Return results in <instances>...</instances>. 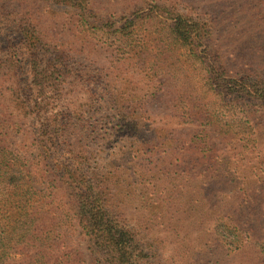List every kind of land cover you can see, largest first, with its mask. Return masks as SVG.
<instances>
[{
  "label": "trees",
  "instance_id": "16d2710c",
  "mask_svg": "<svg viewBox=\"0 0 264 264\" xmlns=\"http://www.w3.org/2000/svg\"><path fill=\"white\" fill-rule=\"evenodd\" d=\"M190 6L0 0V264H264V0Z\"/></svg>",
  "mask_w": 264,
  "mask_h": 264
},
{
  "label": "rangeland",
  "instance_id": "374dc122",
  "mask_svg": "<svg viewBox=\"0 0 264 264\" xmlns=\"http://www.w3.org/2000/svg\"><path fill=\"white\" fill-rule=\"evenodd\" d=\"M190 1H195L196 7H192V6L185 7V11L188 14L195 15V14L200 12L201 15H204L206 13V11L202 10V8H201L202 7V0H190ZM183 62H186V61L183 60ZM189 67H192V66L189 65ZM190 71H193V68H191ZM136 79L140 82L141 87H145V89L150 88L153 93H155L157 90H159L161 87H163L162 86L163 80L158 79V80L152 82L151 84H149V86H147L145 84L146 82L142 79L141 76L137 75ZM158 95H161V93H158ZM0 114H1V112H0ZM174 123L175 124H170L169 127L170 126L177 127L178 123L177 122H174ZM7 145H9V148L11 151L18 154L19 157L21 158V160L29 168H31V166L34 163V160L36 159V153H35L34 149H31L30 146L27 145V141L25 140L23 135L18 134L12 130H9L8 136H7ZM38 185H39L38 186L39 188H45L46 187V185L44 183H41ZM81 232H82L81 229L78 227L71 230V232H70V236H71L70 238L71 239H69V242L71 244V247H79L84 253H87V251L85 249L86 241H85V238ZM87 259H88V257H87Z\"/></svg>",
  "mask_w": 264,
  "mask_h": 264
}]
</instances>
